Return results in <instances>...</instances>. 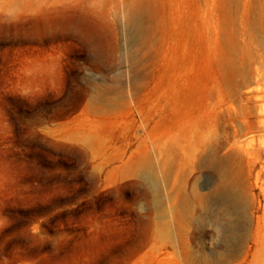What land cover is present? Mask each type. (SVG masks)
<instances>
[{"label":"rangeland","instance_id":"374dc122","mask_svg":"<svg viewBox=\"0 0 264 264\" xmlns=\"http://www.w3.org/2000/svg\"><path fill=\"white\" fill-rule=\"evenodd\" d=\"M262 110L264 0H0V264H264Z\"/></svg>","mask_w":264,"mask_h":264},{"label":"bare ground","instance_id":"6f19581e","mask_svg":"<svg viewBox=\"0 0 264 264\" xmlns=\"http://www.w3.org/2000/svg\"><path fill=\"white\" fill-rule=\"evenodd\" d=\"M249 130L250 128L248 129V131ZM229 149L231 152L228 153L226 156L224 155L225 157L224 156L221 157L219 169L223 173V180L221 181L219 188L216 190V192L212 194L213 197L212 200L214 202H217V204L221 206L220 207L221 210L219 214H216L217 212L215 213L216 218L228 219L232 225L230 227H232L233 230L232 232L233 239H231L232 238L231 236L229 245L231 247L232 246L240 247L242 245V242L244 241L243 240L244 233L242 232L247 229L246 224L249 222V215H248L249 201L246 195V184H245L246 163L244 165L245 162L244 158H246L247 165L251 169L253 167V164L257 160V156H256L257 151L250 144L243 146L239 145L235 148L229 147ZM194 195L196 196V193H194ZM237 221H240L242 224L240 223L241 224L240 225L239 223H237ZM227 260L228 259L225 257L223 259L215 258L213 262L217 264H225Z\"/></svg>","mask_w":264,"mask_h":264}]
</instances>
